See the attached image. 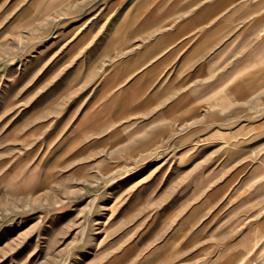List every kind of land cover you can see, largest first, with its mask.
Here are the masks:
<instances>
[{
  "label": "rangeland",
  "instance_id": "374dc122",
  "mask_svg": "<svg viewBox=\"0 0 264 264\" xmlns=\"http://www.w3.org/2000/svg\"><path fill=\"white\" fill-rule=\"evenodd\" d=\"M69 1L0 0V264H264V142L199 118L141 140L121 12Z\"/></svg>",
  "mask_w": 264,
  "mask_h": 264
},
{
  "label": "crops",
  "instance_id": "0c3cea01",
  "mask_svg": "<svg viewBox=\"0 0 264 264\" xmlns=\"http://www.w3.org/2000/svg\"><path fill=\"white\" fill-rule=\"evenodd\" d=\"M111 4L113 14L119 10L122 18L109 51L122 53L115 56L125 63L117 77L123 73L126 98L136 101L126 105L125 120L140 112L157 117L141 123L148 124L141 140H148L152 131H172V125H185L177 138L190 136L199 118L206 141L216 132L236 134L245 149L264 142V0H111ZM153 101L156 110L150 114ZM230 116H237V125L217 129ZM244 116L250 118L245 121ZM170 117L175 119L172 124L167 123ZM164 124L170 127L160 129Z\"/></svg>",
  "mask_w": 264,
  "mask_h": 264
},
{
  "label": "bare ground",
  "instance_id": "6f19581e",
  "mask_svg": "<svg viewBox=\"0 0 264 264\" xmlns=\"http://www.w3.org/2000/svg\"><path fill=\"white\" fill-rule=\"evenodd\" d=\"M262 223H263V225H264V220L262 221ZM261 223V224H262ZM261 230H263V231H261L262 233V235H264V227L263 226H261ZM245 250V249H244ZM261 252V257L263 258V256H264V247H263V249L260 251ZM248 253V252H247ZM260 259V258H259ZM255 264V263H254Z\"/></svg>",
  "mask_w": 264,
  "mask_h": 264
}]
</instances>
